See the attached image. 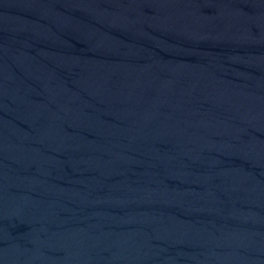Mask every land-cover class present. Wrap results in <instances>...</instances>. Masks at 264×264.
Masks as SVG:
<instances>
[{"label":"water","instance_id":"water-1","mask_svg":"<svg viewBox=\"0 0 264 264\" xmlns=\"http://www.w3.org/2000/svg\"><path fill=\"white\" fill-rule=\"evenodd\" d=\"M0 264H264V0H0Z\"/></svg>","mask_w":264,"mask_h":264}]
</instances>
